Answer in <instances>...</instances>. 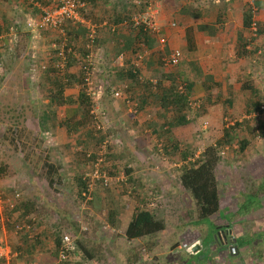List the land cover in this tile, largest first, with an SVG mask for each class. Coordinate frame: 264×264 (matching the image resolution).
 <instances>
[{"label":"rangeland","instance_id":"obj_1","mask_svg":"<svg viewBox=\"0 0 264 264\" xmlns=\"http://www.w3.org/2000/svg\"><path fill=\"white\" fill-rule=\"evenodd\" d=\"M36 1L43 4V0H34V2ZM141 2H143V0H122L121 3H118L121 11V21L116 23V26L119 33L124 31L125 33L128 32L130 35L135 34L136 31H132L134 28L131 25V17L132 15L137 16L144 12L143 9L139 7ZM220 5L221 4H213L211 0H154V7L157 12L155 23L159 26L160 30L165 33V40H167L168 35H166L165 29L171 30L170 26L172 24H174L175 27L182 26L184 23L183 16L192 13L199 17L201 14L206 15L212 10V17L214 18L213 14H215L216 9ZM243 5L244 9L251 6L245 1ZM30 6L32 7V4ZM44 6L45 5H41L42 8ZM27 8L28 11L32 10L28 6L26 9ZM14 10L15 7L14 4H12L11 21L8 23L4 21L3 17L5 18V14L1 15L2 19L0 20L2 26H10L14 31V26H16V32L19 33L17 46L12 53L15 56V59L12 58L10 73H3L5 67L0 66V137L4 134V131L14 123L13 121H15L13 119L11 120L10 116H15L18 124L17 127L26 130L25 137L27 141H29L30 147L37 144L39 149L35 148L36 150H34V153L32 154L29 153V151H26L29 156L28 158H24L22 154L14 152L7 142L0 139V162L5 161L6 164V168L3 167L2 170L0 169V241L2 240L5 242L3 240L4 234L1 227H4V230L11 236V240L9 238L7 239L8 241H11L10 244L13 248L17 247V244L22 241L30 244L29 242H35V240L38 239L42 245L37 247V252L39 251L38 253H40V256H43V259H37V262L52 264L56 260L52 255L55 237H57L59 233L66 231H72L74 234H79L81 227H87L90 232H87L86 237H83L82 240L85 242V247L91 251V253H95L96 264H135L136 259L148 254H142V251H140V247H142L144 251H147V248L144 247L145 244L139 245L140 241H133L132 244L129 245L128 241L124 238V226L131 214H134V206L139 205L140 199L142 198L141 193H138L135 190H128V193H126L125 188L129 186V173L126 174V170L130 171L133 176L134 173H136L135 176H139V178H142V175L149 177L154 171L157 173L162 172V174L167 177V180H170L168 182L170 185L167 184L168 187H163L161 181L164 179H161L160 183H158L157 203L152 202L155 203V206L152 208L162 212V217L167 226V232L149 235L143 238L142 241L153 242L155 245L158 244L157 251L159 250L161 253L165 254L169 252V255L175 259L172 264H178L179 262V264H191V260H195L196 257L193 258L192 253L189 252L190 255H188L185 252L190 251V246L195 245V243H193L192 240L193 235L183 232V230L185 231L186 229V226L183 225L185 224V221H192L191 218L183 216L190 210L191 203L189 200V204L186 202L188 196L180 187V184L178 186L176 183L179 181V175L173 173L175 171L170 168L169 147L166 146L165 149H161L159 146L160 144L165 145V132L160 131L159 135L148 136V132H153L151 128H155V125H153L155 124V121L153 120L154 117L152 114L153 105H149L148 108L146 107L144 110L142 109L140 111L133 107L135 104L138 105L139 102L137 99L140 98L139 96L142 91H144V88H140L139 86H136L135 88L127 86L128 83H125L122 76H119L121 67L115 60L118 59V54H120V52L109 57L111 61L108 60L106 62L107 65H104V67L101 64L99 70L100 72L103 70V72L100 73L98 71L93 78L94 86L100 87L101 98L104 95L102 101L100 100L97 105L94 106V115L102 121L100 124L101 128L97 129V127H95L96 129H94L93 125H85L82 126V129L71 130L68 132L66 129L69 126L65 128V124H72L71 119H73L72 116H69V118H72H70V120H65L68 117L67 109L69 107L68 105H63L61 107L56 106L53 108H45L48 103L45 96L48 93L49 84H47L48 81L46 77H43L42 79L43 73L38 68H40V66L48 65L49 59H51L55 52L54 45L59 48V50H64L65 46L69 44L70 48L66 49L68 50L67 52H70L73 57L74 52L76 55L78 54L73 63L74 66L70 67L68 65V70L72 73L75 72L77 70L75 67L82 66L83 64V61L79 59H83V47L85 43L81 41L82 45L80 43L75 44L76 49H73V43L68 42L66 32L71 26L65 27L62 36L54 32H44L40 30H36L33 34L28 36L24 30V26H26V18ZM31 13L33 15L28 17H31V21H36L40 15V11L38 13L31 11ZM203 18L210 20V17ZM187 29L190 30V27H187ZM79 33V37L84 40L86 35H84L82 30H80ZM153 39L155 41L154 50H156L157 53L153 54L151 53V50L147 48L146 56L140 62L135 60L134 55L129 52L130 47L125 43V39H122V44H124V46L126 44V49H124L125 52L129 53L130 56L128 55V57L133 59V62L136 64L135 68L139 71L137 85L145 84V88H148L149 85H155L160 81L161 85L165 87L172 85L176 89L180 82L185 83L187 86L191 83L190 81L192 79H200V75L202 74L201 70L197 68L198 64L195 61L193 62L194 58L188 54V47L183 50L179 47L175 48L179 49L181 54L183 53L187 58V60L184 59L186 60V64L181 62L182 64H179L178 66L168 67L164 66L162 58L169 55L168 51L171 49V46L169 47L166 43L160 46L156 41L157 39L155 37ZM185 41L187 44L186 35ZM33 55H35L33 58L35 59V64L33 63V66L36 70L29 73L30 56L32 57ZM111 62L113 64L112 67H110ZM185 70H188V73L186 74L187 76L184 75L183 77L179 74V71ZM163 75L168 78L161 77ZM205 82L206 81H202L201 84ZM80 88L86 90L84 82L82 85L77 84L67 88L65 91L79 92ZM188 88H190L188 90L190 91L189 99L192 102V106L188 105V110L185 113L189 120H195L196 123L194 127L190 126L191 128H179V132L181 134L187 132L186 139L182 134L181 140H184L185 145L189 144L190 147L188 154L191 155L189 158L190 162H192V160L199 156L207 147H205V144H207L206 142H209V139L206 141V138H204L205 134L208 133V124L206 122H201L199 119V114L203 105L202 102L205 101V99L201 101L199 98L194 97L193 90H191L192 88ZM210 88H214L212 84L210 85ZM118 90L121 91L122 97H125V95L127 96L125 98L132 104L125 102V105H128L131 112L136 111V114L129 113L123 117L121 114L116 113L115 106L117 103L121 104L124 108L126 107L123 104L124 99L116 100L112 96V93ZM136 90H138L139 95L135 96L133 93H135ZM155 90L156 91H152V94L159 92L157 88ZM76 94L77 93H75V95ZM253 102H257L256 104L259 105V101L254 100ZM261 106H264V103H261L257 110H253V107L251 106L250 111L252 112L246 114L240 112L235 116L227 115L225 112V115L221 117L222 127L226 126V128H230L233 125H238L240 123L244 126L246 124H243L242 122H248L243 130L244 134L250 135L254 141H258L263 138L261 135L263 131L259 127V123L261 124L263 121L261 118L259 119L260 116L256 117L255 114L259 112ZM44 112L49 115L50 121L62 124V126L59 127L57 125L56 129L43 134V131L40 130L41 127H39V122L40 117L43 116ZM19 114L22 115L19 116ZM89 114L92 116L91 112ZM164 115L166 118L164 122H166L168 120V113H164ZM80 118L81 116H79V120ZM124 118L131 123L132 129L134 128V133L136 130L141 132L136 139L142 141L141 145L143 144L144 146L142 148L140 147V152L137 151V154H133L130 161H125L126 151L129 150L126 146L128 144L133 146L134 142L132 141V133H129L132 130L129 129V131H126L124 129L123 131L121 123L124 121ZM158 118H162V115L160 114ZM107 119L110 123H107ZM118 124L119 126L121 125L120 128L123 132L120 131ZM140 125H143V129H146L147 133H144L143 130L140 129ZM146 125L151 127H145ZM204 126H206L205 129L203 128ZM220 133V130L213 132V136L211 137L212 140L215 141V136L220 135ZM62 141H65V143L62 144ZM230 141L231 140H228V142ZM43 146L51 150L52 162L61 166L60 175L66 180L73 179L74 185H77L76 178L78 175L84 173L85 170H89L88 172H90L92 168L91 164L98 163L101 168L100 170L111 180L109 187L104 188L99 182H96L90 193L89 199L86 201L78 198V188L70 192L67 183L65 184V187L60 188V192L57 193L58 195H53V192L47 189L45 182L38 178L37 175L36 168H39L41 164L39 156L41 151H43ZM217 149L219 151L224 150V155L220 156V159H222L226 155H231L232 152L238 151L239 146L236 141H231L229 144L219 145ZM78 152L79 156L77 155ZM85 152H88L87 154H93L97 160L93 163L83 161L82 154ZM262 155L264 154L262 153ZM70 158L72 159L71 163L69 162ZM147 163L150 164L147 165ZM219 176L222 177V173H220ZM120 179L123 181L121 182ZM167 180L164 182L167 183ZM174 182L177 187V192L181 191L183 196H186L187 198H180V194H176L174 191H171V195L167 194L168 188L173 187L174 185L171 184ZM258 183L259 182H255V185ZM132 187H135V185H132ZM219 188H221V190L225 188L222 178L219 183ZM258 192H260V189L257 187L251 189L250 195L245 197L248 201L246 200L241 206H245L246 208L248 206H258L256 204L258 203V200L255 197V193ZM15 194L19 195L17 201L13 200ZM231 197L233 198V196ZM224 198L225 203L231 202V199H229L230 195H224ZM8 200L13 202V209H10L7 206ZM27 201L34 203L35 206V209L33 212L31 211V214H33L32 219H35L36 226L35 229L30 232H24L23 229H16L17 226L22 227V225H27L26 221L28 219H16L17 213L14 211ZM148 203L149 202L147 201L143 205H148ZM143 207L150 208L149 206ZM230 208L234 210L232 206H230ZM88 209L92 211V213L89 214ZM220 214L216 215L214 219L209 218L200 222L204 225V228H202V238H199V241H201L200 258H209L211 256L210 254L215 250L216 242L220 243L223 241L222 239L225 238V241H227V243L225 242V245L229 246V241H231L232 237L243 232V234H247L249 228H251L250 224H261L259 225V228L262 230L264 229V227H262L263 222H261V217L257 219L255 223H249L251 220L249 221L245 219L241 224H232V222H230V218L232 217L230 216V213H227V215ZM111 219L114 225L109 223ZM213 220H216L219 225L225 222L222 227V237L221 234H219L220 237L218 240L214 238L217 227H214ZM219 220L220 222H218ZM8 226L9 228L11 227L10 231L8 230ZM180 226H182V228ZM112 228L115 229L112 230ZM189 228L190 227L188 226V229ZM23 233L26 234L24 238L22 237L24 235ZM169 234H171L170 238ZM91 237L93 238L92 242L88 241ZM97 237L104 238L106 240L105 243L97 242V244L94 242V238ZM248 240L252 241V238L249 237ZM256 240H258L257 244L250 242L248 246L242 248V251H239L238 256L232 257V259L238 258L240 260L239 264H264V236L258 237L255 241ZM109 242L111 244H109ZM103 244L104 247L102 246ZM22 246L25 247L23 244ZM169 246L172 248L168 249ZM137 247H139V249H137ZM221 251H224V249H221ZM139 252L142 256H140ZM163 256L164 255L160 256L159 264H169L170 260L165 259ZM74 257L79 259L78 255H75ZM34 261L35 260L33 259L19 260L22 264H32Z\"/></svg>","mask_w":264,"mask_h":264},{"label":"crops","instance_id":"obj_2","mask_svg":"<svg viewBox=\"0 0 264 264\" xmlns=\"http://www.w3.org/2000/svg\"><path fill=\"white\" fill-rule=\"evenodd\" d=\"M121 1L122 0H86V8L81 11L82 22L77 23L73 26L70 25V30L72 31V35H74V42H71L73 43V49H76L75 44L80 43L82 45L81 41L85 43L83 47V59L89 54V50L85 47V45L87 44V38L85 37V39L82 40V38L79 37V31L82 30L84 35L86 36L90 33V30L95 33L96 52H94L93 54L91 53L90 58V65L92 69H94L93 74H96L98 71L100 72L99 68L101 64L104 67V65H107L106 62L108 60L111 61L109 57H111L112 55L114 56L119 52V56L117 55L118 59L115 61L116 63L118 62V65L122 69H124V71L128 70L131 67H136V64L133 62V59L131 57H128L129 53L125 52V54H123V50L126 49L127 43L125 42L126 44L124 46V44H122V39L126 38L127 40V37H129L130 34L128 32L125 33L124 31H121L119 33L116 26V23H119L121 21V11L118 6V3H121ZM252 1H258L260 4V7H256V11L252 13V20L257 22L258 28H260L259 32H257L256 37H253L251 35L250 30L244 28L242 24L244 13V0H211L213 4H221L216 9L215 14H213L214 18L212 17V10L206 15L201 14V17L193 15L192 13H188V15L183 16L184 23L186 22L185 24L183 23V25L180 27H175V25L172 24L170 26L171 30L165 29L166 35H168V38L165 43L168 44L169 47L171 46V49L168 51V54L175 50L176 47L182 48V50L186 49L187 44L185 41V35L187 32H189L190 34L193 46L191 49V53L188 54H190L191 57L194 58L193 62L195 61L198 64L197 68L201 70L202 74L200 75V79L198 77L197 80L192 79L190 81L191 83L187 86L192 88L191 90H193L194 97L199 98L201 101L205 99V101L202 102L203 105L199 114V119L201 120V122H206L208 124V133L205 134L204 138H206V141L209 139V142H206L207 144H205V147L215 146L217 144H229V139H227L226 136L227 132L228 136L230 137V140L232 142L236 141L239 146L238 151L232 152L231 155H226L225 157L220 159L219 164L216 167L215 172L218 182L220 183V180L222 178V182L225 184V188L223 190L219 188L221 197L220 211L218 214L221 213L227 215V213H230V216H232L230 218V222H232V224H241L243 221H245V219L249 221L251 220L249 223H255L256 220L261 217V222H263L262 227H264V155H262V153L264 154V129L263 133L261 134L263 138L259 139L258 141H254L252 139V136L245 135L243 132L248 122H242L243 124H246L244 126H242L240 123L238 125L236 124L235 126L233 125L230 128H226V126L222 127L221 124V117L225 115V112L227 115L231 116H235L240 112L246 114L252 112L250 111V107H253L254 100L259 101V105L261 103H264V0ZM11 2L12 4H14V11L25 17V24H27L31 20V17L28 16L33 15L31 11H35L36 13H38L40 11L39 9L42 8L41 5L47 6L52 2V0H43V4L37 1L34 2V0H0V20L2 19L1 15L5 14V18L3 17V19L7 23L12 19ZM31 4L32 7L30 6ZM27 6L30 7L32 10L28 11V8L26 9ZM203 17H210V20H206ZM201 25L210 26L214 29L215 33L213 35H210V33L208 32L209 30H197V28ZM24 27V30L26 31L25 33L28 36L33 34L34 31L30 32L27 26ZM115 27L116 31L113 33L111 29ZM187 27H190V30H188ZM14 29L15 31L10 26L4 27L2 26V24H0V66L5 67L3 73L6 74L10 73L12 60L15 59V56L12 53L17 46V40L19 37V33L16 32V26H14ZM163 34L165 36L164 32ZM53 47H55V50L58 49L55 45ZM77 55L74 52V57L71 56L74 62L77 58ZM120 55L122 56L121 59H119ZM34 57L35 55H33L32 57L30 56L31 60L29 66V73H31L32 70H36V68H34L33 66V63L35 64V59H33ZM182 58L183 59L181 60V62H184L186 64L185 61L187 60V58L184 56V54L182 55ZM83 59L81 58L79 60H82L84 62ZM181 62L180 64H182ZM112 66L113 64L111 62L110 67ZM101 72H103V70ZM187 73L188 70L179 71V74H181L183 77L184 75L187 76ZM202 81L206 82L201 84ZM211 84L214 88H210ZM75 93L77 94L75 95ZM133 94L135 96L139 95L138 90H136ZM153 95L156 97L161 96L160 91L156 92ZM77 96L78 92L64 91L63 93L64 99L71 98L74 100ZM125 97L127 96L125 95ZM125 97L123 98L126 99ZM125 106L126 107L124 108L123 106H121V104L117 103V106L115 108L116 113L121 114L123 117L131 113V110L129 109L128 105L126 104ZM152 110V114L154 117L153 120L155 121V124L153 125H155V128H151L153 132H148V136L150 137L151 135H159L160 131L165 132V145L170 149V168L175 171H172L173 173H177V175H179L181 167L185 166L190 162L189 157L191 156L190 154H188L190 147L189 144L185 145L184 140H181L182 134L186 139L187 132L181 134L179 132V128H185L190 126L194 127L196 121L189 120L186 113L184 112L185 119H188V123L180 127H170L168 123L171 122L172 118H174L173 113H168V120L164 122L166 118L164 113L159 109V107L153 105ZM160 114L162 115V118H158ZM260 118L263 121L261 122V125L264 128V110L261 113L259 119ZM121 125L123 127V131L124 129L126 131H129V129L132 130L129 133H132V141L134 142V145L132 146L128 144L126 148H128L129 150L126 151L125 154V161H130V159L133 157V154H137V151L140 152V147H144L143 144L141 145L142 141H138L136 139L141 134V132H138V130H136V132L134 133V128L132 129L131 123H129L125 118ZM120 126L119 129L120 131H122ZM139 127L141 130H143L144 133H147L146 129H143V125H140ZM145 127L151 126L146 125ZM203 128L205 129L206 126H204ZM217 130H220L221 133L220 135L215 136L216 140L213 141L211 137L213 136V132ZM61 143L63 144L65 143V141H62ZM240 146H244V149L240 150ZM69 162H72L71 158L69 159ZM148 164L150 163H147V165ZM127 173H129V186L125 188L126 193H128V190H135L138 193L140 192L142 196L139 202V205L141 206H134L135 210L138 208L142 209L143 206H149V210L154 213L156 218L163 219L162 212L157 209L155 210V208H152L153 206H155V203L152 202H156V198L158 197V183H160L161 179H164L163 181H161L163 187H168L167 184L170 180H167V177L164 176L162 172L157 173L153 171L151 176L146 177L142 175V178H139V176H135L136 173H134V176L132 173H130V171H128ZM220 173H222V177L219 176ZM61 177L62 179H64L63 187H65V184L67 183L70 192L77 189V185L73 184V179L66 180L65 178H63V176ZM165 180H167V183L164 182ZM178 182L179 181H177L176 183L179 186ZM255 182L259 183L255 185ZM132 185H135V187H132ZM171 185L174 186L168 188L167 194L171 195V191H174L176 192V194H180V198H187L186 196H183V193L181 191L177 192L175 182ZM255 187L260 189V192H258L259 195L257 197L258 203H256L258 206L249 207L248 210H244L245 212L247 211V213L243 214L241 213L243 212V210H240L242 207L241 205H243L247 200L245 197H247V195H250V190ZM224 195H230V203H225ZM231 196H233V198ZM188 200L189 199L187 198L186 202L189 204ZM147 201L149 202L148 205H143ZM230 206H232L234 210H232ZM88 211L89 214L92 213V211H90L89 209ZM133 215L134 214H131L130 218L125 224L124 231L126 229L127 224L131 221ZM183 216L186 215L184 214ZM215 216L211 217L210 219H214ZM213 222L214 227H217L215 234H221L222 237V227L224 226L225 222H223L221 225H219L216 220H213ZM218 222H220V220ZM255 224H250L251 228H249V232H247V234H243V232L237 236L232 237L231 241H229V246L225 245V238L222 239L223 241L220 243L216 242L214 250L216 252L213 251V253L210 254L211 256L206 259L199 257L201 253V241H199V238H202V228H204V225L203 223L195 224L193 221L187 220L185 221V224H183L186 226V229L185 231L183 230V232H187L193 235L192 240L195 245L190 246V251L184 252L190 255V253H192L191 250L193 247H199L196 252L192 253L193 258H196L195 260H191V264H239L240 260L238 258L232 259V257L238 256L239 251H242V248L245 247L239 246V243L241 244L242 242H244L245 244L249 245L250 242H254V244H257L258 240L255 241V239L264 236V229L262 230L261 228H259V225L261 224ZM188 226L190 227L189 229ZM180 227L182 228V226ZM113 229L115 228H112V230ZM166 229L163 232H167ZM1 230L4 234V243L8 245L11 252L10 257H8L6 260L0 261L3 262L2 264H22L19 262V260L21 259H33L35 261L32 264H43V262H37V259H43V256H40V253H38L39 251H36L37 253L35 252L33 253V255L28 256L26 254V250L27 248L29 249L31 245L29 246V244L23 241V243H18V246L13 248L10 244L11 236L8 235V232L4 230V227H1ZM87 232H90V230L88 231L87 227H81L80 233H77L76 235H74V237H76V239L80 238L81 236L85 238ZM170 237L171 234H169V238ZM249 237L252 238V241L248 240ZM7 238H9L10 240L8 241ZM143 238L128 241L129 245L132 244L133 241H140L139 245L145 244L144 247L147 248V251H144V249L140 247V251H142V254L148 255H143V257L136 259L135 264H159L161 255H164L163 257L165 259L170 260L169 264L173 263V260L175 259H173V257L169 255V252L164 254L161 253L159 250L157 251L159 246L158 244L155 245L153 242L142 241ZM92 239L93 238L91 237L88 241L92 242ZM73 240H75V238H73ZM93 241L96 243H105L106 240L104 238L97 237L94 238ZM29 243L32 244V241ZM22 244L25 245V247H23ZM109 244L111 243L109 242ZM102 246L104 247V244ZM231 247L236 248V254L234 256L229 253V249ZM171 248V246L168 247V249ZM137 249H139V247H137ZM221 249H224V251H221ZM77 252L78 254L76 253L75 255L79 256V252H81L80 249H77ZM89 253L91 254V251H89ZM92 255H94L95 257V253H92ZM140 256L142 255L140 254ZM78 260L82 262L80 256ZM53 263L56 264V260ZM84 264H96V260L94 258L84 262Z\"/></svg>","mask_w":264,"mask_h":264},{"label":"trees","instance_id":"obj_3","mask_svg":"<svg viewBox=\"0 0 264 264\" xmlns=\"http://www.w3.org/2000/svg\"><path fill=\"white\" fill-rule=\"evenodd\" d=\"M144 1V0H143ZM257 2V3H255ZM252 1L251 6H249L247 9H244L243 13V27L246 29H250L252 24V13L253 11H256V7H260V4L258 1ZM253 4V5H252ZM140 8L143 9V4L139 5ZM134 29L132 31H136L135 34L130 35V37H127V40L125 38V42L127 43V46L130 47L129 52H131L134 55V58L136 60L137 54L141 53L143 54L144 51L148 48L151 50V53H157L155 49V41L154 37L151 36L146 30H144L142 27H135L132 23ZM257 25V22H256ZM69 26V25H68ZM257 32H259L260 28H258L257 25ZM113 30V31H112ZM199 31H207L210 33V35H213L214 29L207 25H201L197 28ZM111 31L114 33L116 31V27L114 29H111ZM67 32V40L69 43L73 41L72 31L66 30ZM88 36V35H87ZM86 36V38H87ZM187 37V50L190 53L192 49V41L189 32L186 33ZM95 45H96V39H95ZM69 47V44H67L62 50L64 52V55L66 57V63H65V69L62 71H59L55 64L60 61L58 57H56L57 53L59 52V48L55 50L54 55L52 58L48 61V65L44 67L43 70L39 69L43 77L47 78V84H49L48 93L46 94L45 98L48 100L47 105L45 108H53L56 106H63L68 105V117L65 120H70V125L65 124V128L68 132L71 130H77L82 129V126L85 125H93L94 129L97 127L98 121L94 119V116H90V112L93 109V102L89 96L86 94V90L80 88V91L78 92V96L76 99H64L63 93L67 88H70L72 86H75L77 84L82 85L84 82V71H83V65H80L79 67H76L77 70L75 72H70L68 70V65L74 66L73 59L71 58L70 52H67ZM125 53V50H123V54ZM146 56V55H145ZM144 56V57H145ZM31 60V59H30ZM143 60V59H142ZM149 67V66H148ZM138 69L135 67H131L128 70L119 71V76H122L125 83H128L127 86H130L132 88H135L136 86H139L140 88H144V91H142L141 95L138 98V105H133L135 108H137L138 111L144 110L146 107L148 108L149 105H157L159 109L163 113H173L174 118L171 119V122L168 124L170 127H180L188 123V119H185L184 112L188 110V98L190 91L188 90V87H186L187 92L185 94H180L177 91V88L173 87L172 85H169L167 87L161 85V82H157L155 85H149L148 88H145V84H139L137 85V79H138ZM164 78H168L167 76H161ZM1 80V79H0ZM209 80V79H208ZM1 83V81H0ZM158 89L160 91L161 96L156 97L152 94V91H156L155 89ZM146 89V90H145ZM146 91V92H145ZM104 97V95H103ZM102 97V98H103ZM101 98V101H102ZM122 99H124L122 97ZM125 102H129L128 99H124L123 104L125 105ZM257 103V102H256ZM255 102L253 104V110H257L259 108V105H257ZM132 104V103H130ZM140 104V105H139ZM117 106V105H116ZM115 106V107H116ZM66 110V111H67ZM22 114H19V116ZM69 116H72L69 118ZM79 116H81L79 120ZM10 119L15 120L13 121L11 126H9L6 131H4V134L0 137V139L4 142H7L9 146H11V149L14 152H18L19 154H22L24 158H28V154L26 151H29V153H34L35 148H38L39 146L37 144H34L33 147H30L29 141H27L25 137V129L18 128L16 117H11ZM25 120V117H24ZM99 121L100 118H99ZM102 122V121H101ZM110 123L107 119V123ZM70 123V122H66ZM57 125L60 127L62 124H57L52 121H50V117L46 112L43 113V116L40 117L39 127L40 130L43 131V134L46 132H49L50 130H54L57 128ZM95 125V126H94ZM236 125V124H235ZM234 125V126H235ZM260 129L263 131L262 125L259 123ZM100 129V128H99ZM227 139L230 140V137L228 136V132L226 134ZM24 139V140H23ZM230 143V142H229ZM44 145V144H43ZM220 145V144H219ZM218 144L215 146H208L206 147L203 152L197 156L195 159L192 160V162L186 164L185 166H182L180 169L179 174V184L180 187L183 189V191L188 196V199L190 201V210L185 213V217H189L192 219L194 223H200L203 220H207L215 215H217L220 211V189H219V182L216 177V167L219 164L220 161V155L219 150L217 147ZM161 149H165L166 145H159ZM39 149V148H38ZM244 146H240V150H243ZM40 152V151H38ZM88 153V152H87ZM86 152L82 154L83 161H87L89 163H93L97 160L95 159V156L93 154H87ZM79 156V152L77 154ZM39 160L41 161V164L39 168L37 169V175L38 178L42 179L47 189L53 192V195H58L57 193L60 192V188L63 187L64 179L61 178L60 170L61 166L56 165L51 160V150L45 146H43V151H41V154L39 156ZM81 161V158H80ZM80 163V162H79ZM95 163H93L94 165ZM91 164V167L93 166ZM3 167L6 168L5 161L0 162V169L2 170ZM90 169V168H89ZM101 169V168H100ZM89 171V170H88ZM85 170L84 172H88ZM128 170H126L127 174ZM1 174V171H0ZM84 173H81L77 176L76 182H77V195L80 200H85V195L87 194V185L88 180L83 179ZM256 194V198L258 197V193ZM248 201V200H247ZM245 206L241 207V211L243 210V214H246L244 210H248ZM35 209L34 203L32 202H25L20 207L16 208L14 211L17 213L16 219H23L26 220L27 225H22L21 230L23 229L24 232H30L35 229L36 223L35 219H32L31 211L33 212ZM30 216V217H29ZM19 221V220H18ZM111 225H114L112 222V219L109 222ZM166 229V223L164 219H158L155 217L154 213L149 210L148 208L143 207L138 208L135 210V213L131 219V221L127 224L126 229L124 231V237L127 241H132L135 239L147 237L149 235L161 233ZM8 230H11V227ZM68 232L72 238H75L74 240V246H75V253L78 254L77 249H80L81 252H79L80 260L76 261L75 263L65 262L64 264H83L86 261H89L91 259H94V255L92 253L90 254L88 249L85 247V242L82 240L83 236L76 239L74 237V232L72 231H66ZM24 234V233H23ZM26 234H24L22 237L24 238ZM28 238V236H27ZM31 247L26 250V254L28 256L33 255L37 250V247L42 245L38 239L32 241V244H29ZM60 245V237L57 235L54 239V246L52 250V255L54 258L57 259V249ZM248 244H245L242 242L240 246H246ZM44 249V248H43ZM3 262H0L2 264ZM63 264V263H62Z\"/></svg>","mask_w":264,"mask_h":264},{"label":"built area","instance_id":"obj_4","mask_svg":"<svg viewBox=\"0 0 264 264\" xmlns=\"http://www.w3.org/2000/svg\"><path fill=\"white\" fill-rule=\"evenodd\" d=\"M245 2L249 3L251 5L252 0H244ZM143 4V13L137 16L132 15L131 17V23L135 27H142L144 30H146L151 36L155 37L157 40V43L162 46L166 42L165 36L160 30L159 26L155 23V16L156 11L154 7V0H144L142 2ZM87 2L86 0H52V2L46 6L40 9V15L37 18L36 21H29L26 26L30 31H44V32H54L59 35L64 34V29L66 26L75 25L77 23L82 22L81 19V11H83L86 8ZM254 12V11H253ZM257 25L254 20H252V24L250 27V32L253 37H256L257 35ZM114 29V28H113ZM113 31V30H112ZM95 33L90 30V33L87 36V44L85 47L89 50V54L84 57L83 62V71H84V85L86 86V94L89 96L93 102V109L91 110V114L94 116V119L98 121L97 123V129L101 128L100 124L101 121H99V118L94 115V106L97 105V103L101 100V91L100 87L94 86L93 84V78L95 74H93V70L90 65V58L91 53L93 54L96 52L95 49ZM146 51H144L143 54L139 53L136 56L137 61H141L144 56L146 55ZM56 57L60 59L58 63L55 64L56 68L59 71H62L65 69V63H66V57L64 55V52L62 50H59ZM121 55L120 58L121 59ZM182 60V55L179 49L173 50L167 57L162 58V62L164 66L168 67H175L180 64ZM45 66H40L39 69L43 70ZM35 71V70H32ZM186 84L183 82H180V84L177 87V91L180 94H185L187 92L186 90ZM113 97L115 99H121L122 94L121 91H115L112 93ZM128 103V102H126ZM188 105L192 106V102L188 98ZM195 106V104H194ZM134 107V106H133ZM264 110V106L260 107V110L258 113L255 114L256 117H259L261 113ZM131 113L136 114V111H132ZM219 155H224V150L219 151ZM84 180H88L87 185V194L85 195L86 200L89 199L90 193L96 184V182H99L100 185L104 188L109 187L111 180L110 178L100 170V165L98 163H95L90 172H84L83 176ZM122 182L123 180L120 179ZM19 199V195L15 194L13 196V200L17 201ZM13 202L7 201V206L10 209L14 208ZM22 227H16L17 230H21ZM60 237V245L57 249V259L56 264H64L65 262L75 263L76 259L75 256V246H74V240L71 237V235L68 232H61L59 233ZM229 253L231 255L236 254V248L231 247L229 249ZM11 252L8 247L3 241H0V261L6 260L8 257H10ZM78 260V259H77Z\"/></svg>","mask_w":264,"mask_h":264},{"label":"water","instance_id":"obj_5","mask_svg":"<svg viewBox=\"0 0 264 264\" xmlns=\"http://www.w3.org/2000/svg\"><path fill=\"white\" fill-rule=\"evenodd\" d=\"M214 238H215L216 240H218V239H219V234H217L216 236H214ZM225 242L227 243V241H225ZM198 249H199L198 246L193 247L192 250H191V252L194 253V252H196Z\"/></svg>","mask_w":264,"mask_h":264}]
</instances>
